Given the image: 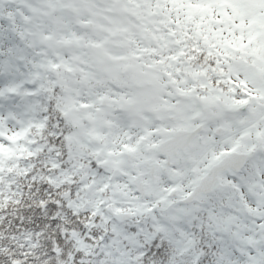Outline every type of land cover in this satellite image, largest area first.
<instances>
[{
    "label": "snow or ice",
    "instance_id": "snow-or-ice-1",
    "mask_svg": "<svg viewBox=\"0 0 264 264\" xmlns=\"http://www.w3.org/2000/svg\"><path fill=\"white\" fill-rule=\"evenodd\" d=\"M0 264H264V0H0Z\"/></svg>",
    "mask_w": 264,
    "mask_h": 264
}]
</instances>
